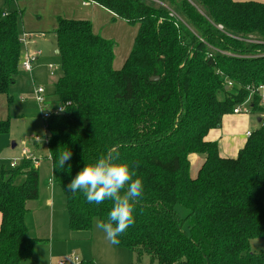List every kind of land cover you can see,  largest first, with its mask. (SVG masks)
Listing matches in <instances>:
<instances>
[{"label": "trees", "instance_id": "trees-1", "mask_svg": "<svg viewBox=\"0 0 264 264\" xmlns=\"http://www.w3.org/2000/svg\"><path fill=\"white\" fill-rule=\"evenodd\" d=\"M89 1L139 28L121 69L113 65L115 41L95 33L91 21L60 17L53 32L63 70L54 96L57 106L70 104L45 125L70 229L90 231L96 218H107L111 201L88 203L68 185L87 161L114 149L143 181L135 223L117 245L159 264H264V249L252 247L264 239L259 94L249 106L262 121L236 157H223L218 142L207 139L252 88L264 84V2ZM20 18V11L0 10V93L11 101L23 52ZM8 129L9 121L0 122V133ZM67 150L71 158L61 169L59 156ZM193 154L205 157L196 176ZM39 182V168L29 159L0 173V264L32 258L41 241L26 223Z\"/></svg>", "mask_w": 264, "mask_h": 264}, {"label": "rangeland", "instance_id": "rangeland-1", "mask_svg": "<svg viewBox=\"0 0 264 264\" xmlns=\"http://www.w3.org/2000/svg\"><path fill=\"white\" fill-rule=\"evenodd\" d=\"M68 1L70 0H0V10L4 13H9L15 10L21 12L22 18L19 20V28L24 33L30 32L27 36H32V41L40 43V49L42 50L40 60L38 64L34 66L32 72L20 68L17 82L10 88V92H12L15 99L13 100L11 118L6 120L9 121V129L8 132L0 134L5 135L11 145L13 142L18 143L19 151L25 142H27V144L32 143L31 139L33 133H46L45 118L41 105L37 101L35 89L43 84L47 91H53V83L63 74L61 58L55 52L56 42L53 32L58 26L59 18L66 17L63 15L64 7L68 4ZM257 1L264 2V0ZM24 29H26V32ZM41 32H44V36L39 35ZM114 41L115 45H118L117 48L121 51L123 49H128L131 41H133V37L130 35L128 40L118 38ZM257 123L259 122L257 121ZM44 136L45 134L43 135L42 142L44 149L40 154L46 157L49 155V150L48 146L44 143ZM200 155L203 156L202 154ZM51 174V164L49 160L45 158L40 166V182L41 186L44 187V193L39 200H36L33 203V206L38 207L39 209L34 213V218L37 216V219L40 221L38 225L39 227L42 226L41 231H43V233L46 232V230H43L45 227L43 222L47 212L45 198L52 194L49 191ZM56 190L57 191L54 194L55 221L61 222L62 220L64 226H67L69 225V216L66 208V196L61 187L58 186ZM40 210L45 211L43 219H41L42 217H39V214L41 213ZM96 221H98V218L94 220L93 228L90 231L72 230V232L76 233L78 237L77 239L80 240H71L68 244L60 245L57 250L58 253L54 258V262L68 259V256L74 252L79 254L84 252L83 256L95 259L97 264H112V256L115 259V256L111 255L110 245L112 244H109L105 234L96 228ZM34 233H36L35 229L33 234ZM112 246L116 247L117 245ZM252 247L254 250L264 249V239L253 240ZM126 250L133 252V256H135V264H159L157 260H153L148 254L142 255L139 259L135 251L132 249ZM48 263L49 262H46L45 260H41L40 262V264Z\"/></svg>", "mask_w": 264, "mask_h": 264}, {"label": "crops", "instance_id": "crops-1", "mask_svg": "<svg viewBox=\"0 0 264 264\" xmlns=\"http://www.w3.org/2000/svg\"><path fill=\"white\" fill-rule=\"evenodd\" d=\"M63 16H66L65 18L89 20L93 25V30L95 31V33L100 34L104 38L111 39L113 41L117 40L118 38L128 40L131 35L133 37V41H131V44L129 45L128 49H123L120 51L117 48L118 45L117 46L115 45V59L113 64L114 68L121 69L123 67L124 63L126 62L133 48L135 38L138 33V28H139L138 25L129 24L126 20L117 17L113 12L109 11L102 5L98 4L97 2H93L89 0L68 1V4L64 7ZM134 27L135 29L136 28L137 29L135 30ZM24 30L26 32V29ZM23 34L24 32L22 33V35ZM25 34H30V32H26ZM39 35L44 36V32L39 33ZM26 37H27V43L26 45H23L22 56L25 55L26 52L37 53L39 55V60H40V57L42 55V50L40 49V43L36 41H32V36L29 37L26 36ZM55 48H56L55 52L57 53L58 49L56 46ZM57 54L59 55V52ZM39 60L35 63V65L38 64ZM18 77L19 75L17 76V79ZM57 80H55V82L53 83L54 90H55V83ZM16 82L13 85H15ZM41 86L44 85L42 84ZM54 90L53 91L46 90V104L44 106L45 110L55 108L57 105L55 96H53ZM11 95L14 97L12 92ZM14 99L15 98H13V100ZM13 100L12 101L9 100L7 94L0 93V122L9 120L11 118ZM258 118L260 117L253 113L228 114L224 116L222 124L219 128H215L209 132V134L207 135V139L210 141L218 142L220 154L223 157H236L239 151L244 147L245 143L247 142V139L249 137L247 135V132L253 131L257 126ZM24 148H27L30 153H33L37 157H39L40 160L36 165L39 168V172H40L41 162L44 161L45 158L49 160L52 169L50 153L46 157L40 154L44 149L43 143L39 144L33 140L31 144H27V142H25L19 151L18 143L13 142L11 145L9 143L8 138H6L5 135L0 134V173L2 169H12L10 168V161H12L16 157H21ZM204 160L205 157L201 156L200 154L191 155L192 176L197 175ZM39 183H40V196L36 200H39L44 193L43 192L44 187L41 186V182ZM49 183H50L49 191L52 194H50L47 198H45L46 200L45 205L47 207L46 216L43 222L45 226L43 230H46L45 233L41 231L42 226L39 227L38 225L40 221L37 219V216H35L36 218H34V213H36L39 210L38 207L33 206V203L36 200H31L27 204L29 208V212L27 213L26 216V223L29 229V234L35 238L40 239L41 241L37 243L32 258L23 261L21 264H40L41 260L42 261L45 260L46 262H49L48 264H57L58 261L54 262L55 261L54 258L58 253L57 251L58 247L60 245L68 244V242H70L71 240H75V241L80 240L77 239L78 237L76 233L70 230L69 225L64 226V222L62 220L61 222L55 221L54 194L56 193L57 191L56 189L58 186L53 181V169ZM40 212L41 213L39 214V217H42L41 219H43L45 211L40 210ZM1 222H2V213L0 212V228H1ZM34 229L36 230V233L33 234ZM126 249L129 248L121 247L119 245H117L116 247L110 245L111 255L115 256V259L112 256V260H111L113 261L112 264H135V256H133V252L127 251ZM75 253L80 257L81 260L92 259L83 256L84 252L82 254H79L77 252ZM71 255L72 254L68 256V259H71Z\"/></svg>", "mask_w": 264, "mask_h": 264}, {"label": "clouds", "instance_id": "clouds-1", "mask_svg": "<svg viewBox=\"0 0 264 264\" xmlns=\"http://www.w3.org/2000/svg\"><path fill=\"white\" fill-rule=\"evenodd\" d=\"M44 134L33 133L31 140L41 144ZM70 158V150L61 153L58 167L63 169ZM68 190L73 194L82 193L88 203L111 201L107 218L96 221L95 226L105 234L109 243L117 245L119 237L135 223V204L142 197L143 181L117 151L110 149L95 161H87L70 181Z\"/></svg>", "mask_w": 264, "mask_h": 264}, {"label": "built area", "instance_id": "built-area-1", "mask_svg": "<svg viewBox=\"0 0 264 264\" xmlns=\"http://www.w3.org/2000/svg\"><path fill=\"white\" fill-rule=\"evenodd\" d=\"M4 15H6V13H4ZM26 36H27V34H25V33L21 36L22 45H26V43H27V37ZM38 60H39V55L37 53L26 52L25 55H23L21 57L20 66L24 70L31 72L34 68L35 63ZM35 94H36V98H37L38 103L41 105V109L43 111L44 118H47L48 116H50L53 113L64 112L66 106L70 104V102H68L67 105L66 104L65 105H59V106H56L55 108L45 110L44 109V106L46 104V89H45V87L44 86L36 87ZM255 94H259L260 102L262 105H264V84H262V85H259L255 88L251 89V92H250L248 99L244 103L236 106L234 109V113H247V114L252 113L251 107L249 106V102L251 101L252 97ZM262 116L264 118V115H262ZM251 134H252V131L247 132L248 136H250ZM44 143L46 145H48V143H49V137L47 135V132L44 136ZM26 159L32 160L35 165H37V163L40 160L39 157H37L33 153H30L27 148H24L23 154L21 157H16L12 161H10V168H12V169L18 168L22 164V162ZM80 262H81L80 257L74 252L71 255V259L60 260V261H58L57 264H79Z\"/></svg>", "mask_w": 264, "mask_h": 264}, {"label": "water", "instance_id": "water-1", "mask_svg": "<svg viewBox=\"0 0 264 264\" xmlns=\"http://www.w3.org/2000/svg\"><path fill=\"white\" fill-rule=\"evenodd\" d=\"M58 52H59V50H57V53H58ZM152 79H153V80H157V79H158V77H153ZM258 121H259V122H261V121H262V118H261V117H260V118H258ZM14 145H15V144H14Z\"/></svg>", "mask_w": 264, "mask_h": 264}]
</instances>
